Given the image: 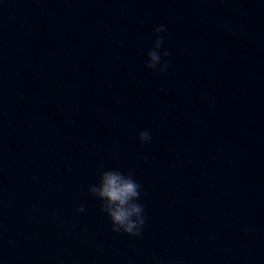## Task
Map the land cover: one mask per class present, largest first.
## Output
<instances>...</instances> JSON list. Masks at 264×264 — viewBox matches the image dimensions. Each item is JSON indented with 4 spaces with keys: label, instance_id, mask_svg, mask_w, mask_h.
<instances>
[{
    "label": "water",
    "instance_id": "obj_1",
    "mask_svg": "<svg viewBox=\"0 0 264 264\" xmlns=\"http://www.w3.org/2000/svg\"><path fill=\"white\" fill-rule=\"evenodd\" d=\"M101 162L142 185L139 237ZM0 264H264V0H0Z\"/></svg>",
    "mask_w": 264,
    "mask_h": 264
},
{
    "label": "clouds",
    "instance_id": "obj_2",
    "mask_svg": "<svg viewBox=\"0 0 264 264\" xmlns=\"http://www.w3.org/2000/svg\"><path fill=\"white\" fill-rule=\"evenodd\" d=\"M165 31L164 24L154 27L155 40L152 48L147 52L145 66L156 72H166L168 69V64L161 62L162 55H169L167 50L161 52L165 37L160 33ZM138 139L141 142H150L152 139L150 131L141 130ZM97 169L99 170L97 182L89 184L87 191L100 200V210L110 219L111 231L139 237L147 223L144 205L139 202L142 185L134 179L132 170L127 172L119 169L104 170L102 162L97 164ZM76 211L84 212L85 206L79 205Z\"/></svg>",
    "mask_w": 264,
    "mask_h": 264
}]
</instances>
